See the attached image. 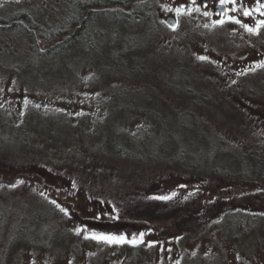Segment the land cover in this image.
Returning <instances> with one entry per match:
<instances>
[{"label": "rangeland", "instance_id": "obj_1", "mask_svg": "<svg viewBox=\"0 0 264 264\" xmlns=\"http://www.w3.org/2000/svg\"><path fill=\"white\" fill-rule=\"evenodd\" d=\"M81 1L0 0V14L22 12L50 32ZM146 1L154 26L95 14L90 53L72 41L44 57L24 32L0 37V156L28 165L7 171L21 174L10 185L24 184L0 203V264H264V221L244 232L226 190L213 196L191 178L206 176L214 156L239 174L264 161V62L252 65L264 58V26L249 33L227 19L255 28L256 1L226 16H215L211 0ZM173 192L169 203L194 194L197 214L182 221L195 220L194 229L169 220L161 231L156 220L120 216L119 206ZM134 237L148 253H133Z\"/></svg>", "mask_w": 264, "mask_h": 264}, {"label": "trees", "instance_id": "obj_2", "mask_svg": "<svg viewBox=\"0 0 264 264\" xmlns=\"http://www.w3.org/2000/svg\"><path fill=\"white\" fill-rule=\"evenodd\" d=\"M95 14L113 15L114 22L120 24L144 21L148 24H153V26L156 24L153 18V9L146 0H82L75 16L72 18L67 17L63 28L51 30L50 32H42L34 24L35 22L31 20L23 21L22 18L25 17V14L22 12L14 13L11 16H2L0 14V37H5L14 32V30L24 32L31 39L35 50L44 57H51L53 50L64 49L72 41H78L79 43L81 41L84 51L90 53L94 50L92 44L94 35L88 31V28L92 27ZM4 126L5 124L0 122L1 140L5 139V135L1 134V128ZM251 154L255 155L256 153L253 151ZM255 158L258 157H253L252 159L256 160ZM214 159L215 156L213 161ZM213 161L208 165V168H205L206 171H203L206 176L191 178L193 181L198 180L199 184L209 186L211 190L219 192V194L217 192L214 193L217 197H224L220 192V189L224 188L226 190L225 193H228V196H225L224 199H227V208L231 209L232 218L238 223L240 229L248 232L261 221H264V192L262 191L264 190V161L262 163L257 161L255 167L248 168V171L242 169L240 174L234 169L230 171L227 165L225 167L221 163L219 166V163H214ZM13 166L28 167V165L19 166L16 159L14 160V156H10L7 160L0 156V185H3V187H0V203L13 195L15 188L8 187V185L20 178V173L15 174L16 177L14 178L8 176L7 171ZM181 182L179 185H183L186 181L182 180ZM235 185H243V190L236 192ZM145 191L147 189L143 190V192ZM205 192L202 191V194ZM191 195L194 196V194ZM193 196L181 197L180 201L169 203V201L156 200L152 199L151 196L147 197L144 195L146 203L136 204L135 207L132 205L119 206L120 216L133 217L134 215H139V219L156 220L154 225H159L157 227L161 231H165V223L163 222L170 220L173 226L178 227L177 230L184 231L182 229H189L192 226H188L190 222L195 221L188 219L189 223L185 225L182 222L185 219L184 216L197 214ZM202 196L204 197L205 195ZM258 202H262V207L259 204L262 210H257ZM191 228L194 229L195 227Z\"/></svg>", "mask_w": 264, "mask_h": 264}, {"label": "snow or ice", "instance_id": "obj_3", "mask_svg": "<svg viewBox=\"0 0 264 264\" xmlns=\"http://www.w3.org/2000/svg\"><path fill=\"white\" fill-rule=\"evenodd\" d=\"M17 2H19V0H17ZM192 3L195 4V0H192ZM219 3L221 4V6H225V5H233L234 7H232L231 9H228V11H237L238 9L235 7V5L237 4V0H219ZM204 7H207V5L205 4ZM241 7H242V3H241ZM262 9H264V3H260V0H257V7L255 8V11L258 12L261 16H264V11H262ZM183 7H180V8H177L176 9V12L177 14H180L182 11H183ZM197 10H199L197 8ZM205 16H208L210 15L209 12L205 11L203 13ZM218 15H221V14H218ZM222 15H227V12L223 13ZM243 15L245 16H250L252 15V10L250 9H247V8H244L243 9ZM227 19L233 23H237V24H241V26L243 28H245L249 33H255V34H258L259 32V29L261 26H264V20H260L257 22V26L255 28L249 26L248 24H243L237 17L235 16H227ZM225 23V20L224 19H219V20H215L213 21V24H218V25H222ZM169 27H174L173 25H169ZM207 27V25H206ZM199 59L201 60H204L206 59V57H199ZM260 66H264V64L260 65ZM37 108L40 107V105H36ZM17 184H24V181L23 180H18L16 181V183H13L11 185H9V187H12V188H15L17 186ZM0 187H3V185H0ZM41 195H43V193H41ZM176 193L173 192L171 195H162V196H154V197H151L152 199H156V200H164V201H167V200H170L172 199L173 196H175ZM52 204H55L57 205V207H60L59 204H57V202L55 200H52L51 201ZM60 210L62 212H65L67 213V210L60 207ZM80 233V230L77 229V234ZM93 239H96V240H103L109 244L111 243H123L125 242V238L123 236H120V237H117V236H108V235H95L93 234L92 236ZM143 240V234L140 235V242H142ZM130 243L132 244H136L138 241L137 239L134 237L131 241H129ZM153 242H149V246L152 245Z\"/></svg>", "mask_w": 264, "mask_h": 264}, {"label": "flooded vegetation", "instance_id": "obj_4", "mask_svg": "<svg viewBox=\"0 0 264 264\" xmlns=\"http://www.w3.org/2000/svg\"><path fill=\"white\" fill-rule=\"evenodd\" d=\"M212 1V5L214 6V8H215V10H216V13H215V16L217 15V16H226V15H222L223 13H225V12H227V15L228 14H234L233 12H236V11H228V9H231L232 7H234L233 5H231V4H229V5H225V6H221V4L219 3V0H211ZM240 1L241 0H237V4L236 5H240ZM256 2V4H257V0H255ZM262 0H260V2H261ZM236 5H235V7H236ZM237 8V7H236ZM218 14H221V15H218ZM260 18V20H264V16H259ZM175 22V21H174ZM257 22H258V20H257ZM258 48H261V52H263L262 53V57H264V39H262V40H260V44H259V46H258ZM261 62H264V58L263 59H259L257 62H255L254 64H252V65H258L259 63H261ZM223 65H226V64H223ZM236 186V185H235ZM263 192H264V190H263ZM149 242V241H148ZM175 242V241H174ZM173 242V243H174ZM133 246H134V248H133V253L135 254V255H138V256H140L141 254H143V253H148V250H147V247H146V244H142V243H140V242H138V243H136V244H133Z\"/></svg>", "mask_w": 264, "mask_h": 264}, {"label": "water", "instance_id": "obj_5", "mask_svg": "<svg viewBox=\"0 0 264 264\" xmlns=\"http://www.w3.org/2000/svg\"><path fill=\"white\" fill-rule=\"evenodd\" d=\"M173 19H174L173 17L169 18L170 21H173Z\"/></svg>", "mask_w": 264, "mask_h": 264}]
</instances>
